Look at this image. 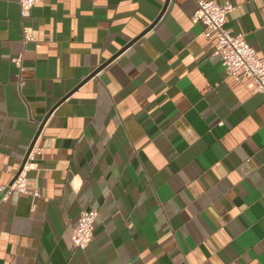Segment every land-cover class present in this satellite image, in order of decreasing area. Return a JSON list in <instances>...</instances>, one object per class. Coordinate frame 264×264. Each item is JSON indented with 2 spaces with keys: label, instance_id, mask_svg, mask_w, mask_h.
<instances>
[{
  "label": "crops",
  "instance_id": "crops-1",
  "mask_svg": "<svg viewBox=\"0 0 264 264\" xmlns=\"http://www.w3.org/2000/svg\"><path fill=\"white\" fill-rule=\"evenodd\" d=\"M18 1L0 0V185L52 110L28 192L0 198V264H264V96L224 72L195 1L156 21L166 0ZM216 1L264 57V0Z\"/></svg>",
  "mask_w": 264,
  "mask_h": 264
},
{
  "label": "built area",
  "instance_id": "built-area-1",
  "mask_svg": "<svg viewBox=\"0 0 264 264\" xmlns=\"http://www.w3.org/2000/svg\"><path fill=\"white\" fill-rule=\"evenodd\" d=\"M41 1L19 0L21 15L27 16L30 9ZM194 1L196 7L192 14V20L200 22L203 25L204 35L213 39L212 54L219 58L224 72L235 79H250L254 90L264 96V57L257 55L242 33H233L226 27L227 15L233 10V4L229 1L221 4L216 0ZM15 62L19 63V59H16ZM25 169L24 163L14 180L7 185H0V193L6 194L12 190L27 193ZM32 195L38 196V193L33 192ZM96 217L97 210L94 208L80 211L71 236L76 249H85L91 241Z\"/></svg>",
  "mask_w": 264,
  "mask_h": 264
},
{
  "label": "water",
  "instance_id": "water-1",
  "mask_svg": "<svg viewBox=\"0 0 264 264\" xmlns=\"http://www.w3.org/2000/svg\"><path fill=\"white\" fill-rule=\"evenodd\" d=\"M166 5H167V0L165 1V4H164V6H163V8L161 9V12L159 13V15L157 16V18L155 19V21L156 20H158V18L161 16V14H162V12L164 11V9L166 8ZM154 21V22H155ZM154 22L153 23H151V25H149V27H147V29H145L142 33H141V35L142 34H144L150 27H152L153 26V24H154ZM133 41H130L127 45H125L124 47H123V49H121V50H119L116 54H114L107 62H105L103 65H101L100 67H98L96 70H94L88 77H87V79L88 78H90V77H92V76H94L105 64H107L110 60H112L115 56H117L121 51H123L127 46H129L131 43H132ZM87 79H85V80H87ZM52 110V109H51ZM51 110L48 112V114L45 116V118L43 119V121L41 122V124L39 125V127H38V130H37V132H36V134L34 135V137H33V139H32V141H31V143H30V145H29V148H28V150H27V152H26V154H25V157H24V159H23V161H22V163H21V165H20V167H19V169H18V171L16 172V174L14 175V177H13V179L12 180H14V178L18 175V173L20 172V170L22 169V166L24 165V163L26 162V159H27V157H28V154H29V152L31 151V149H32V147H33V144H34V142H35V140H36V137H37V135H38V133H39V131H40V129H41V126H42V124H43V122L46 120V118H47V116L49 115V113L51 112ZM3 196V193H1L0 194V198Z\"/></svg>",
  "mask_w": 264,
  "mask_h": 264
}]
</instances>
